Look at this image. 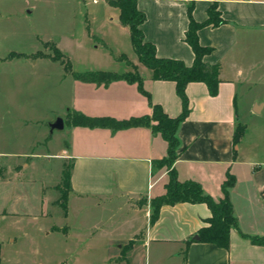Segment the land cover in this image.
<instances>
[{
    "label": "crops",
    "instance_id": "0c3cea01",
    "mask_svg": "<svg viewBox=\"0 0 264 264\" xmlns=\"http://www.w3.org/2000/svg\"><path fill=\"white\" fill-rule=\"evenodd\" d=\"M38 1L18 0L26 17L34 14ZM100 1L111 15L108 46L115 56L86 71L121 75L136 70L151 104L177 117L182 107L175 83L154 80V72L139 63L130 35L131 52H122L121 40L125 44L129 30L120 24L118 8L104 0L92 3ZM214 2L224 23L201 28L198 40L211 49L203 62L219 66L218 93L211 97L201 82L187 85L189 115L177 129V158L170 169L179 181L198 183L214 200L222 197L226 174L234 176L229 196L238 228L230 232L228 249L197 240L210 217L206 204L163 205L151 222L150 201L164 194L168 172L155 165L167 154L160 135L144 126L113 130L67 124L68 113L117 121L151 115L137 85L122 80L106 86L81 82L66 73L60 61L36 57L33 65L59 66L57 83L70 90L71 102L65 106V135L58 151H50L54 133H46L45 153L29 154L30 160L60 161L52 178L33 181L29 195L16 182L31 164L17 170L11 161L15 154L0 148V264H94L96 256L97 264H264V246L248 238L264 237V155L256 156L245 143L248 129L237 114L241 93L248 95L264 81V0H136V5L145 16L140 27L144 40L155 47L157 57L191 66L194 54L184 40L188 9L192 7L193 19L203 23ZM73 37L66 34L62 40L73 45ZM55 47L71 71L78 72L60 41ZM259 97L252 98L249 112L259 104L263 111L264 88ZM238 124L245 131L234 146ZM65 164L70 176L66 214L57 204L56 190Z\"/></svg>",
    "mask_w": 264,
    "mask_h": 264
},
{
    "label": "rangeland",
    "instance_id": "374dc122",
    "mask_svg": "<svg viewBox=\"0 0 264 264\" xmlns=\"http://www.w3.org/2000/svg\"><path fill=\"white\" fill-rule=\"evenodd\" d=\"M104 1L111 4L109 0ZM35 5L34 14L26 17L18 0H0V148L15 154L11 161L16 163L17 170L23 163L31 164L16 182L17 186L25 187V195H29L33 181L52 178L56 173L60 161L41 157L30 160L29 154L32 151L34 154L45 153L43 136L50 134L49 125L57 118L67 120L65 106L71 102L70 90L65 85L59 87L57 83L59 66L50 67L47 63L33 65L32 59L40 57L36 55L38 52L55 56L53 48L58 41L78 72L101 66L115 56L113 48L108 46V19L111 15L105 12L104 2L39 0ZM80 11L83 15L77 17ZM77 18L79 22L74 20ZM66 34L74 36L75 44L62 40ZM126 37L125 44L124 39L121 40V50L127 55L131 52L129 33ZM45 40H50L47 45ZM15 53L24 56L19 57ZM263 88L264 81L248 95L242 92L237 113L239 121L248 129L245 143L256 156L264 155V109L254 113L253 108L249 112V106L252 98L261 95ZM53 133L50 151L56 152L65 131ZM67 167L65 164L64 168ZM157 167L167 169L164 165ZM84 258L90 259L88 256ZM98 258L94 257V264L98 263Z\"/></svg>",
    "mask_w": 264,
    "mask_h": 264
},
{
    "label": "trees",
    "instance_id": "16d2710c",
    "mask_svg": "<svg viewBox=\"0 0 264 264\" xmlns=\"http://www.w3.org/2000/svg\"><path fill=\"white\" fill-rule=\"evenodd\" d=\"M111 5L119 10V22L129 30L132 48L138 57V61L144 67L154 72V80L172 81L175 83V92L181 102V113L174 118L166 115L159 105H153L150 101V95L143 90V81L137 71L125 74H116L104 71H87L83 73L72 72L71 66L66 57L54 46L55 56L42 55L40 57H49L53 61H60L65 68V72L72 75L75 80L92 83L96 85H108L115 81H125L129 84H136L138 90L145 96L152 109L151 115L130 118L128 120L117 121L111 118H87L78 113H68L67 124L85 126V127H107L113 130H120L132 127L144 126L149 128L153 134H158L167 143L166 156L155 161V165L166 166L167 182L164 184L165 193L157 196L150 201L153 210L151 222L158 215V211L163 205H175L178 203L206 204L210 217L206 219V225L197 232V240L203 243H210L222 249H228L230 232L238 228L237 219L233 213V207L230 201L229 190L235 184V178L230 173L221 185L222 197L214 200L210 196L204 195L201 186L194 181L181 182L177 179L174 169H170L177 158V149L179 141L176 136L179 125L189 115V102L186 95V87L192 82L204 83L208 89L209 95L214 97L218 93L219 66H208L203 62L205 55L211 52L210 48L199 44L198 31L206 26L218 27L224 21L217 10V4L214 2L207 10V19L203 23L196 22L192 17V7L188 9V28L185 33V42L190 46L194 59L191 66L184 65L183 62L174 59L159 58L156 55L155 47L144 40L141 25L145 21V16L137 9L136 0H109ZM47 45V43L45 44ZM121 60H125L122 56ZM245 126L238 124L233 133L232 141L236 146L244 134ZM60 194L58 205L66 214L67 196L70 190L69 167L64 168L62 180L56 189ZM250 241L259 246H264V237H248ZM194 239H192L193 241Z\"/></svg>",
    "mask_w": 264,
    "mask_h": 264
},
{
    "label": "water",
    "instance_id": "95a60500",
    "mask_svg": "<svg viewBox=\"0 0 264 264\" xmlns=\"http://www.w3.org/2000/svg\"><path fill=\"white\" fill-rule=\"evenodd\" d=\"M263 107V104L255 105L253 108L254 113H260L261 109ZM50 133H53L54 131H62L64 129V122L63 119L57 118L53 123L49 125Z\"/></svg>",
    "mask_w": 264,
    "mask_h": 264
},
{
    "label": "built area",
    "instance_id": "2783aa9c",
    "mask_svg": "<svg viewBox=\"0 0 264 264\" xmlns=\"http://www.w3.org/2000/svg\"><path fill=\"white\" fill-rule=\"evenodd\" d=\"M94 3H96L97 0H92Z\"/></svg>",
    "mask_w": 264,
    "mask_h": 264
}]
</instances>
